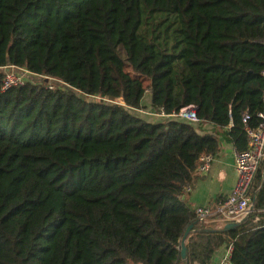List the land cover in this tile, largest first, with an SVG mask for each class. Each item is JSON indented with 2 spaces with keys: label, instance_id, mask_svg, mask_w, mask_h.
<instances>
[{
  "label": "trees",
  "instance_id": "obj_1",
  "mask_svg": "<svg viewBox=\"0 0 264 264\" xmlns=\"http://www.w3.org/2000/svg\"><path fill=\"white\" fill-rule=\"evenodd\" d=\"M8 66L40 83L0 92V264H209L229 244L264 264L263 162L233 231L183 199L201 156L260 123L264 0H0V86ZM147 92L200 122L135 116Z\"/></svg>",
  "mask_w": 264,
  "mask_h": 264
},
{
  "label": "built area",
  "instance_id": "obj_2",
  "mask_svg": "<svg viewBox=\"0 0 264 264\" xmlns=\"http://www.w3.org/2000/svg\"><path fill=\"white\" fill-rule=\"evenodd\" d=\"M3 72L2 82L0 86V92L14 87L21 86L23 83L21 75L17 71H21L24 74H30L28 71L22 68L8 66L1 69ZM55 83L61 84L55 79L45 78ZM46 85L51 88L54 84L45 82ZM148 94V92L146 93ZM90 98V97H89ZM95 99V97H91ZM107 103H113L122 105L120 101H108ZM146 112L142 109H132L135 114H145L149 117L157 118L160 122L167 120H174L177 122H185L190 124H198L200 121L196 117V108L194 106H187L180 109L178 112L165 114L162 109L146 108ZM144 115V116H145ZM257 117L260 123L256 128H252L247 125L248 116L244 114L242 116V122L244 124V130L247 140V147L242 151H234V171L236 174V180L231 192L216 205L212 207H202L194 210L195 216L199 221L207 223L212 220L220 225H224L230 222H236L244 218L253 203L250 196V189L257 173V170L262 162H264V112L259 113ZM214 161V155H203L198 161V165L195 170V174L199 176L206 175ZM190 191V187L184 189V194ZM232 250V245L229 244L225 248V255L217 264H230L229 258Z\"/></svg>",
  "mask_w": 264,
  "mask_h": 264
},
{
  "label": "crops",
  "instance_id": "obj_3",
  "mask_svg": "<svg viewBox=\"0 0 264 264\" xmlns=\"http://www.w3.org/2000/svg\"><path fill=\"white\" fill-rule=\"evenodd\" d=\"M141 106L150 107L149 95H147L145 103H141ZM201 130L202 133H209L211 126L204 124L201 126ZM234 151L231 145L220 141L219 151L214 155L209 172L204 176L196 175L197 178L190 187V191L184 194L183 199L188 208L195 210L212 207L231 192L236 180L233 164ZM225 248L222 246L215 251L209 264H217L225 255Z\"/></svg>",
  "mask_w": 264,
  "mask_h": 264
},
{
  "label": "water",
  "instance_id": "obj_4",
  "mask_svg": "<svg viewBox=\"0 0 264 264\" xmlns=\"http://www.w3.org/2000/svg\"><path fill=\"white\" fill-rule=\"evenodd\" d=\"M264 99V96H263ZM261 178H262V182H264V162H263V169H262V173H261ZM253 212V203L249 209L248 214L242 218L239 221L236 222H230L227 224H224L220 229H218L220 232L224 233V232H229V231H233L234 229H236L237 227H239V225H241V223L247 219L248 215ZM189 231H190V227L185 231L181 241H180V257L182 261H186V248H185V241L189 235Z\"/></svg>",
  "mask_w": 264,
  "mask_h": 264
},
{
  "label": "rangeland",
  "instance_id": "obj_5",
  "mask_svg": "<svg viewBox=\"0 0 264 264\" xmlns=\"http://www.w3.org/2000/svg\"><path fill=\"white\" fill-rule=\"evenodd\" d=\"M17 73H19L20 75H21V80L23 81V82H29V83H32V84H39L40 83V78L39 77H37V76H34V75H30V74H24V73H22L21 71H17ZM44 82H50V83H52V84H54V85H60V84H58V83H55L54 81H50V80H48V79H44ZM147 95L148 94H145V97H144V99H143V104L145 103V101H146V99H147ZM88 100H89V98H88ZM90 100H92V101H94V102H101L100 101V99L99 98H95V99H90ZM110 104V103H109ZM146 108H148V106H145V107H142V111L143 112H146ZM132 112V111H131ZM135 116H137V117H139V118H141V119H143V120H145V121H148V122H151V123H157V122H159L160 120H158L157 118H153V117H149V116H147V115H143V114H135L134 112H132ZM222 226V225H221Z\"/></svg>",
  "mask_w": 264,
  "mask_h": 264
}]
</instances>
